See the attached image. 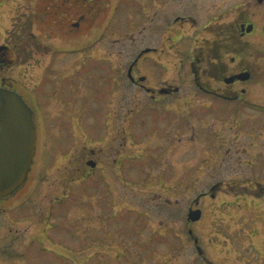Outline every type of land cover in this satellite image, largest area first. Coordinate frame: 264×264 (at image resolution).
Masks as SVG:
<instances>
[{"label": "flooded vegetation", "instance_id": "flooded-vegetation-1", "mask_svg": "<svg viewBox=\"0 0 264 264\" xmlns=\"http://www.w3.org/2000/svg\"><path fill=\"white\" fill-rule=\"evenodd\" d=\"M38 1L36 8L40 5ZM114 1L111 21L115 24L121 23L119 13H124L127 4L132 8L127 12L130 30L126 33L118 30L117 33L118 36L127 34L128 39L114 45L136 52L125 69L119 58L113 60L111 99L104 107V120L98 135L93 137L91 130L79 122L70 123L66 137L68 146L65 147L68 151L57 153L53 161L57 172H63L64 186L61 187L59 180V186L50 182L45 192L51 207L44 218L63 215L64 226H80V235L76 237L95 247L107 237L118 244V255L125 257L133 254L129 246L133 243L136 226L141 229L139 239L146 244L148 237H165L162 233L154 236V231L147 235V225L155 220L147 206L153 203L155 207H161V224L169 218V213L170 219L181 225V232L172 236L183 243V232L187 233L198 255L197 261L214 264L193 229L204 217V200L216 201L218 195L223 194L234 199L230 205L234 202L240 206V198L245 203L250 199L252 206L264 214V0H239V19L234 24L233 21L226 22L232 15L230 0H220L218 4L213 0H147V4H142L145 0ZM102 2L46 0L42 5L43 17H55L51 24L57 26L58 36L65 37L71 12L80 15L78 23L73 24L78 27L89 15L98 18L103 9ZM33 24L32 21L31 27ZM31 31L29 26L24 33L15 34L14 39L9 35L11 43L0 46V71L12 68L21 58L28 61L26 50L29 46L37 53L44 51L41 46L45 45L40 44L39 37ZM107 33L102 29L97 42ZM64 45L66 42L62 41L51 51ZM126 85L140 94L145 93L144 97L140 99V95L135 94L123 97L121 91ZM0 86L14 89L7 78L2 79ZM231 123L236 125L229 127L233 129V137L227 131ZM77 127L84 129L83 144L82 139L78 145L75 141L72 143ZM88 133L91 139L95 138V147H89ZM142 140L147 142V154L130 156L125 144ZM183 145L194 149L191 157L182 151ZM171 157L175 158L171 160ZM45 158L47 154L43 157L44 162ZM200 158H203L202 163L209 165V170H214L215 163L226 161L227 178L223 180L205 174L206 185L201 187L207 191L188 203L184 217V194L191 188L199 189L196 185L201 182ZM170 161H178L175 177L177 179L178 175L179 186L175 185L165 197L156 194L155 202L145 201L146 196L139 195L143 192H136L132 183H143L140 180L144 178L146 165L151 168L147 169L149 173L157 168L161 170ZM34 166L33 163L28 180L21 188V191L33 190L16 210H25L29 206V210L32 209L29 198L40 190L43 184L40 178L48 173L41 169L35 184L29 186ZM90 179L95 180L93 185H90ZM71 189L79 191L75 190V194ZM85 189H90V193L84 195ZM89 195L94 197V202L84 201ZM9 199L0 201V206ZM135 206L140 210L138 213ZM1 210L7 214L6 207ZM197 211L201 217L199 221H193L191 214ZM44 214L42 211L41 216ZM244 219L240 217L235 223ZM125 242L131 244L125 246Z\"/></svg>", "mask_w": 264, "mask_h": 264}, {"label": "rangeland", "instance_id": "rangeland-1", "mask_svg": "<svg viewBox=\"0 0 264 264\" xmlns=\"http://www.w3.org/2000/svg\"><path fill=\"white\" fill-rule=\"evenodd\" d=\"M45 2L39 0L40 5L36 8L37 0H0V46L11 43L9 35L14 39L15 34L18 36L24 33L29 26L31 32L39 37V43L45 45L41 46L44 50L42 53L41 51L37 53L29 46V50H26L29 52L28 61L24 58L19 59L17 56L19 60L16 65L0 71V84L3 78H7L13 83L14 90L20 93L35 111L36 154L32 181L29 186L35 184L37 172L40 174L41 169H45V173L48 172L46 176L40 178L43 183L40 185V190L29 198L32 202L31 210H29L30 206L25 210H16V208L23 203L22 200L27 197L26 195L29 196L33 189L22 190L0 206V209L5 207L7 209V214L0 211V264H200L197 261L198 255L194 244L188 239L187 233L183 232V235L185 234L183 243L179 238L172 236L176 232H181L179 230L181 225L171 220L169 213V218L161 224L159 222L161 207H155L153 203L147 206L152 214L151 217L155 219L147 225V235L154 231V236L162 233L165 237L155 239L148 237L146 244L139 239L138 233L141 229L136 226L133 243L125 242V246L131 244L129 247L133 254L125 257L118 255V250H116L118 244L107 237L103 238L102 244L99 243L98 247L76 237L80 235V226L76 224L64 226L63 215H50L47 220L44 218L51 207L45 192L50 182L54 181L55 185L59 180L61 187L64 186L63 172H57L53 161L57 153L68 151L65 147L68 146L66 137L71 128L70 123L79 122L91 130L93 137L98 135V128L104 120V107L111 99L113 60L119 58L121 66L124 65L125 69L136 52L114 45L119 40L128 39L127 34L118 36L117 33L118 30H123L125 33L130 30V22H127V12L132 11L130 4H127L124 13H119L122 18L119 24L111 21L114 0H103V9L100 15L98 14V18L89 15L86 22L81 21L78 27L73 24L78 23L80 15L77 12H71L68 18L69 24L65 30L68 35L64 37L58 36L57 26L51 24L55 17H43L42 5ZM212 2L218 4L220 0ZM142 4H147V0ZM229 4L232 7V15L226 22L233 21L234 24L239 19L237 9L239 0H230ZM36 12H38L37 15ZM32 21L33 27L30 25ZM100 27L108 33L103 35L98 43L97 37L102 31ZM104 27L108 28L104 29ZM62 41L66 42L65 47L60 46L51 51ZM181 55L180 53L178 57L180 58ZM121 92H123V97L135 94L140 95L142 99L145 95V93L140 94L139 91L130 89L127 85ZM232 126L235 127V123L227 126L231 137L234 134L233 129L229 127ZM185 129L188 130V127ZM75 130L77 135L73 136L75 139L72 143L75 141L78 145L79 140L82 139L81 144H83L84 129L77 127ZM87 137L89 147H95V138L91 139L89 133ZM125 147L130 156L147 154V142L143 140L135 143L128 141ZM182 151L186 152L189 157L194 153L190 145H183ZM46 154L47 164L46 160L45 162L43 160ZM174 158L171 157V160ZM202 159L200 158L199 162L201 182L196 185L199 189L188 187L187 189L192 190L185 193L183 197L182 216L184 217H186L188 203L199 193L207 191L201 187L206 185L205 174H213L215 178L223 180L227 178L226 161L215 163L214 170H209V165L202 163ZM177 162H167L161 170L157 168L156 171L149 173L147 169L151 170V168L146 165L144 178L140 180L143 183L136 181L131 186L136 189V192L142 191L143 194L139 195L146 196L145 201L147 202H155L156 194H162L165 197L167 193H171V189H175V185L179 186L178 175L177 179L175 177L176 173L178 174ZM150 163L147 161V164L150 165ZM242 164L245 166L246 162ZM232 165L239 166L233 163ZM242 168L246 167L242 166ZM93 183L95 180L90 179V185ZM120 185L124 186L123 182ZM75 190L79 191V189H71L76 194ZM88 193L90 189H85L84 195ZM217 198L216 201H211L210 198L204 200V217L193 228L210 260L214 264H264V214L262 210L253 207L250 199L245 203V200L240 198L241 205L236 206L234 202L230 205V201L234 199L223 194L218 195ZM179 199L181 202V194ZM84 201L94 202L95 199L89 195ZM135 201L139 202V199L136 198ZM67 205H71L70 201H67ZM135 210L140 211L137 206ZM42 211H45L43 217L41 216ZM173 211L172 207L171 212ZM240 217L245 219L235 223ZM40 218H43V221ZM69 228L71 229L68 231Z\"/></svg>", "mask_w": 264, "mask_h": 264}, {"label": "water", "instance_id": "water-1", "mask_svg": "<svg viewBox=\"0 0 264 264\" xmlns=\"http://www.w3.org/2000/svg\"><path fill=\"white\" fill-rule=\"evenodd\" d=\"M35 152L32 107L17 91L0 86V200L15 195L25 185ZM200 217L199 211L191 214L193 221Z\"/></svg>", "mask_w": 264, "mask_h": 264}]
</instances>
